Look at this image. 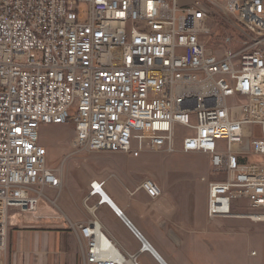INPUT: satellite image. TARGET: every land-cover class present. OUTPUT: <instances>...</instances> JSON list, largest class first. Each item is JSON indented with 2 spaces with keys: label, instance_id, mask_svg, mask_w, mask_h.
<instances>
[{
  "label": "built area",
  "instance_id": "obj_1",
  "mask_svg": "<svg viewBox=\"0 0 264 264\" xmlns=\"http://www.w3.org/2000/svg\"><path fill=\"white\" fill-rule=\"evenodd\" d=\"M44 124H71L74 154H207L208 219L264 221V0H0V264L12 211L35 215L48 188H63ZM104 185L91 183L99 203ZM140 188L163 193L151 178ZM116 213L139 249L94 216L78 227L82 264L154 254Z\"/></svg>",
  "mask_w": 264,
  "mask_h": 264
},
{
  "label": "crops",
  "instance_id": "obj_2",
  "mask_svg": "<svg viewBox=\"0 0 264 264\" xmlns=\"http://www.w3.org/2000/svg\"><path fill=\"white\" fill-rule=\"evenodd\" d=\"M183 154H186V157L194 163H201L203 173L200 179H207L204 182H207L208 195V183L214 179L210 173V157L204 153ZM127 155L132 159L142 158ZM93 166L100 168L96 172L94 169L93 172L85 169H77L78 172L68 170L67 172L73 177L66 175L62 167V190L58 192L48 188L46 192H51L50 197L46 196L49 202L40 206L37 214L12 211L7 247L1 253V256L5 258V264H82L78 227L87 223L92 216L97 217L110 232L112 230L111 234L115 238L114 234L133 247L136 241L140 247V241L124 219L116 213L113 205L98 201L95 207L87 206L86 201L89 198L96 197L100 200L98 196L87 198L85 195L95 180L105 181L104 189L108 196L123 212L131 225L152 245L165 264H184L177 257L179 252L177 248H183L189 242L195 243L199 252L211 251L208 248L209 233L211 234L212 230L208 228L207 222V198L199 217H195L192 210L191 212L189 210L188 216L179 217L176 206L171 204L167 187L168 201H161L160 218L157 211L158 203L154 201L156 199L149 197L140 188L145 178L137 181L134 178L123 180L116 175L114 170H106L102 173L104 163L94 161ZM71 178L80 182V187L72 188L68 181ZM128 180L133 181L128 182ZM91 208L93 211L90 210ZM145 253H149L157 264H163L155 254Z\"/></svg>",
  "mask_w": 264,
  "mask_h": 264
},
{
  "label": "rangeland",
  "instance_id": "obj_3",
  "mask_svg": "<svg viewBox=\"0 0 264 264\" xmlns=\"http://www.w3.org/2000/svg\"><path fill=\"white\" fill-rule=\"evenodd\" d=\"M229 30L227 26L220 25L218 39L230 35ZM184 135H186V131L178 125V138H182ZM74 138L75 130L71 124H44L42 126L41 143L48 149L50 166L61 171L64 167L66 175L69 174L73 177L67 172L68 170L85 169L89 172L94 170L96 172L100 167H94V161L100 164L104 163L105 167L101 169L102 173L106 170H114L116 175L123 180L133 178L136 181L142 178L155 180L163 192L161 197L154 200L158 203L159 209L157 211L160 218L161 201H168L167 187L171 204L176 206L179 217L188 216L189 210L190 212L192 210L195 217H199V213L202 214L207 198V182L200 179L203 173L200 162L194 163L183 153L168 154L152 151L144 153L141 156L142 158L138 160L120 152L82 151L74 154L75 148L72 145ZM68 181H70L72 188L80 187V182H77V180L71 178ZM131 181L133 180H128V182ZM90 192L91 189H87L85 193L87 198L90 197ZM50 193L45 192V195L50 197ZM108 200L109 203L113 202L109 198ZM98 201V198L92 197L86 201V204L89 207H95ZM47 202H49V199L44 197L40 206H44ZM54 202L56 203V200ZM112 204L116 206L114 202ZM249 211L247 201L241 200L237 213L246 214ZM96 214L98 215L97 212ZM207 220L208 228L212 230L208 239V248L211 251L202 250V252H199L197 251L198 246L192 242H189L183 248L178 247L177 257L184 264H264V221L256 222L248 217L241 218L237 216L219 217L212 221L207 217ZM114 235L130 252L134 253L139 249L138 242L134 241L135 245L133 247L120 236ZM81 251L83 263L84 248L81 247ZM2 260L5 264L4 257H2ZM138 261L140 264H157L149 253L140 254Z\"/></svg>",
  "mask_w": 264,
  "mask_h": 264
},
{
  "label": "water",
  "instance_id": "obj_4",
  "mask_svg": "<svg viewBox=\"0 0 264 264\" xmlns=\"http://www.w3.org/2000/svg\"><path fill=\"white\" fill-rule=\"evenodd\" d=\"M114 206V205H113ZM115 207V206H114ZM117 210H119L117 207H115ZM146 240V239H145ZM148 243V241H146ZM152 248V251L154 252V254L159 258V260L165 264L164 260L160 257V255L155 251V249L153 247Z\"/></svg>",
  "mask_w": 264,
  "mask_h": 264
},
{
  "label": "bare ground",
  "instance_id": "obj_5",
  "mask_svg": "<svg viewBox=\"0 0 264 264\" xmlns=\"http://www.w3.org/2000/svg\"><path fill=\"white\" fill-rule=\"evenodd\" d=\"M104 198H105V202H109L108 197H107L106 195H104ZM110 202H111V201H110ZM112 203H113V202H112ZM112 203H111V205H113ZM115 207H116V206H115ZM90 210L93 211L92 208H91ZM237 217H241V218L244 217V218H245V217H248V216H245V215H237ZM254 221H255V220H254ZM256 222H259V221H256ZM147 246H148V245H147Z\"/></svg>",
  "mask_w": 264,
  "mask_h": 264
},
{
  "label": "trees",
  "instance_id": "obj_6",
  "mask_svg": "<svg viewBox=\"0 0 264 264\" xmlns=\"http://www.w3.org/2000/svg\"><path fill=\"white\" fill-rule=\"evenodd\" d=\"M216 38L218 39V37H219V35H220V33H219V28L217 29V31H216ZM221 33H223V32H221Z\"/></svg>",
  "mask_w": 264,
  "mask_h": 264
}]
</instances>
